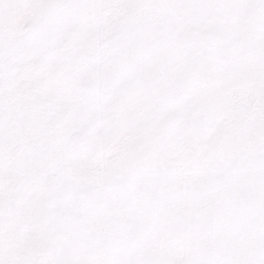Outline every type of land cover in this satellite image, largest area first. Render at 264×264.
I'll return each instance as SVG.
<instances>
[{
    "label": "snow or ice",
    "instance_id": "obj_1",
    "mask_svg": "<svg viewBox=\"0 0 264 264\" xmlns=\"http://www.w3.org/2000/svg\"><path fill=\"white\" fill-rule=\"evenodd\" d=\"M0 264H264V0H0Z\"/></svg>",
    "mask_w": 264,
    "mask_h": 264
}]
</instances>
